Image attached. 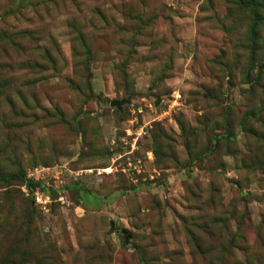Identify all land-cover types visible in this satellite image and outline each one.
I'll return each mask as SVG.
<instances>
[{"label": "rangeland", "instance_id": "obj_1", "mask_svg": "<svg viewBox=\"0 0 264 264\" xmlns=\"http://www.w3.org/2000/svg\"><path fill=\"white\" fill-rule=\"evenodd\" d=\"M246 1L0 0V264H264Z\"/></svg>", "mask_w": 264, "mask_h": 264}, {"label": "trees", "instance_id": "obj_2", "mask_svg": "<svg viewBox=\"0 0 264 264\" xmlns=\"http://www.w3.org/2000/svg\"><path fill=\"white\" fill-rule=\"evenodd\" d=\"M241 7L246 8L248 13H250L252 17L253 21L251 22L248 33L250 34L251 37H254L257 35L258 27H259V20L261 19V16L259 15V8L256 6L255 0H247L246 2L242 3ZM18 35L20 34H15V36H18ZM4 42H8V39L6 38L5 31L0 30V44ZM84 72L89 73L86 66H84ZM213 139L217 140L218 139L217 135H214ZM13 180H17L18 182H20L28 191H31L35 189L36 187L40 188V185H41L40 182L34 181L32 178L26 177L25 174H23L22 172H17V173L7 175V176L0 175V182L9 183L10 181H13ZM217 260H218L217 264H224L221 258Z\"/></svg>", "mask_w": 264, "mask_h": 264}, {"label": "water", "instance_id": "obj_3", "mask_svg": "<svg viewBox=\"0 0 264 264\" xmlns=\"http://www.w3.org/2000/svg\"><path fill=\"white\" fill-rule=\"evenodd\" d=\"M158 99H156V103H157ZM124 102V100H120V101H111L109 104L110 106H115L117 109H120V105H122Z\"/></svg>", "mask_w": 264, "mask_h": 264}, {"label": "built area", "instance_id": "obj_4", "mask_svg": "<svg viewBox=\"0 0 264 264\" xmlns=\"http://www.w3.org/2000/svg\"><path fill=\"white\" fill-rule=\"evenodd\" d=\"M171 97H172V102L175 104L176 102H178L179 101V99H180V96L178 95V94H173V95H171Z\"/></svg>", "mask_w": 264, "mask_h": 264}]
</instances>
